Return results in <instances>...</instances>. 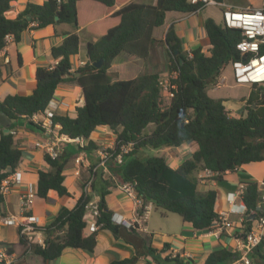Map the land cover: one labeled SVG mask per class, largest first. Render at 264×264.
<instances>
[{"label": "trees", "instance_id": "obj_1", "mask_svg": "<svg viewBox=\"0 0 264 264\" xmlns=\"http://www.w3.org/2000/svg\"><path fill=\"white\" fill-rule=\"evenodd\" d=\"M12 1L0 0V50L7 45L5 36L8 34L19 42L24 30L57 23L69 24L75 30L84 28L96 40L87 41V61L72 70L71 57L79 52V35L75 31L65 32L61 42L50 49L56 63L36 67V84L32 91L7 94L0 99V111L12 120L8 132L0 126V183L14 171L22 155L21 149L14 145L11 132L15 121L22 118L29 128H41L31 120L32 115L44 112L61 83L76 82L81 88L82 102L75 107L74 115L56 113L53 116L52 121L60 126L59 134L86 139V143L77 145L74 151L85 154L99 149L91 138L97 126L106 125L115 134L114 147L104 151V165L97 167L99 159L90 167V190L99 196V227L108 229L115 237L121 236L123 230H136L112 221V211L105 196L116 178L120 183L133 186L142 201L140 212L144 202L150 201L155 209L177 213L194 229H211L219 216L215 210L217 192L212 187L198 190L199 178L195 173L204 170L209 175L202 178L221 181L226 173L242 164L264 160V85L252 87L249 94L240 99L244 105L239 116L230 115L223 98H214L208 93L222 69L241 58L236 49V43L241 39L240 30L206 17L203 26L209 43L207 52L201 46L186 50L173 25L168 27L162 40L154 37L153 30L163 24L168 11L194 12L202 8L189 0H155L154 3L44 0L42 3L27 2L15 17L10 18L6 11L11 8ZM157 42L163 45L169 81L174 86L166 105L162 101L158 72L142 71L132 78L118 80H112L108 73L119 53L146 58ZM259 53L264 54V40ZM99 59L102 64L95 67L94 62ZM185 142H194L196 149L177 167H171L163 155L142 154V148L147 146L177 147ZM129 143L130 148L122 151L121 147ZM74 152L65 146L55 157L46 152L43 154L49 167L38 170L36 196L45 198L51 189L59 196L69 195L63 183V169ZM104 167L110 172L107 178L103 176ZM97 180L103 183L102 188L96 186ZM241 183L246 216L255 214L254 219L264 216V178L262 183L252 179H241ZM91 199L92 195L83 191L73 207L61 206L54 219L41 227L46 237L45 245H35L33 251L44 260L58 257L68 246L92 252L96 231L89 234L84 231V213ZM2 201L0 193V206ZM251 222L245 217L246 231L251 229ZM149 239L141 240L149 243ZM19 240L24 244L28 242L22 233ZM0 245L12 253L13 243L2 242ZM166 246L168 243L164 242L161 249H157L149 243L135 255L112 260L109 264H135L142 254H150L160 263L182 264L183 260L178 256L157 259V254ZM238 257L237 251L221 247L209 252L202 264H226ZM249 258L253 264H264V234Z\"/></svg>", "mask_w": 264, "mask_h": 264}, {"label": "crops", "instance_id": "obj_2", "mask_svg": "<svg viewBox=\"0 0 264 264\" xmlns=\"http://www.w3.org/2000/svg\"><path fill=\"white\" fill-rule=\"evenodd\" d=\"M43 1L44 0H13L11 2V8L6 11V16L10 18L15 17L17 13L24 8L27 2L42 3ZM136 1L155 2V0ZM225 1L228 2V0ZM246 1L245 3L232 5L242 10L264 5V0ZM207 7L208 5H205L194 12H166L163 24L153 30L154 37L158 40H162L168 27L173 25L184 49L190 50L201 46L203 51L206 52V49L209 48V43L203 26V20L206 17H211L219 22L217 14L211 10L205 12ZM83 30L85 29L78 28L75 30L71 25H67L66 23H57L39 29L24 30L21 33L19 42H15L13 37H11L7 45L0 50V99H3L7 94H29L32 91L36 84V67L53 65L56 63L57 60L52 58L50 49L53 45H57L61 42L65 32L75 31L79 35V52L71 57L72 70L84 64L88 59L86 54V43L87 41H95L96 37L90 35L86 30L85 34H87L88 37H81V32H83ZM82 42L85 45L83 54L80 51ZM158 47L160 49H158ZM127 55V57L118 59V54L114 58L108 69V73L112 80L132 78L142 71L158 72L160 77H167L170 75L166 66L164 48L160 42L155 44L146 58ZM111 73H115V76H112ZM227 78L226 75L220 72L217 78V84L208 88L209 95L214 98L228 99L230 97V93L228 92L212 94L211 91L214 88H218L216 87L218 85L225 88L231 86V84L226 83ZM233 84L236 86L238 85L235 83ZM243 84L246 87V92L245 95L240 98L246 97L252 87H258V85H251L248 83H242V85ZM77 89L81 93L82 102L81 88L76 82H64L56 88L52 100L53 103L57 105V113L74 115L75 107L80 105L81 102L77 105H73L72 108L67 106H70V104L76 100L74 94ZM241 102V106H243L244 101ZM241 106L236 109L240 114L242 112ZM232 113L233 112H230V115H233ZM13 131L15 132L14 145L22 151L20 161L15 168V170L21 172V179L18 182H14L10 190L3 195V201L0 207L3 214L19 216L21 211V195L28 192L34 193V197L28 205L27 213L37 217V222L35 223L37 230L34 232L28 231L23 234L28 241L24 244L19 240L21 232H19V227L17 225L0 224V243H13L11 264H109L112 260L135 255L137 251H142L149 243L151 246L161 249L164 242L168 243V246L157 254V259L161 260L164 256L173 257L172 254L176 252L178 257L183 260L182 264H202L206 256L212 250L226 247L234 251L236 245L234 237L235 230L237 228L245 230L244 222H239V215L230 213L229 219L234 223V226L223 230L218 237L211 234L210 230L200 231L192 228L191 225L186 222H184V228L177 235L174 233L168 234L162 232V224L154 223L152 210L155 208L150 201H146L144 204L142 203L143 211L146 209L147 212L143 216L141 229L136 228L135 232L123 230L121 236L115 237L108 229L98 227L95 235L96 245L92 252H88L82 248L68 246L62 250L58 257L44 260L39 254L33 251V246L45 245L43 242H45L46 237L43 231L40 230L41 227L49 224L54 219L61 206L68 208L73 207L78 197L84 191L85 186L89 188L87 192L92 195L91 200L98 201L99 196L95 192H91L90 183L88 182L92 179L90 167L100 159V151L99 149L93 150L90 154H85L83 151L72 153L63 169V174L65 176L63 183L67 187L69 195L59 196L55 190L51 189L47 192L45 198H40L35 194L38 170H47L49 167L43 159L45 148L41 145L52 144L57 153L60 154L64 151L65 146L70 149V146L76 147L78 144L73 140H69V137L65 135H62V137H64L62 138L59 134L47 133L41 128H29L22 118L15 121ZM108 134H113L112 130L106 125H99L92 131L91 138L97 143L99 142V135L108 136ZM36 142L41 143V145H36ZM182 145L177 147H181ZM187 147L190 148L187 156L189 157L191 152L196 149V144L190 142ZM174 155L176 156V154ZM164 157L171 167H177L183 160H178L173 163L168 161L167 155ZM171 157L173 158V156ZM101 166L100 164L97 165L98 168ZM95 168L96 167L93 169ZM109 175L110 172L104 167L103 176L107 178ZM195 175L199 178L197 184L198 190H206L209 187L216 190L215 210L217 213L228 212L231 204L227 201V196L229 194L235 195L239 190L243 189L241 179H252L262 183L264 178V160L242 164L236 170L226 173L224 175V180L221 181L205 180L202 178L203 175L207 176L209 173L204 170H200L198 173H195ZM95 184L98 188H102L103 186V183L99 180H97ZM124 184L125 183H120L118 179L115 178L113 186L109 187L110 192L105 196V201L115 218L133 220L141 215L139 211L141 203H136L135 201L133 186L129 190H125L123 188ZM239 197H236V203L240 201ZM161 215L168 217V215L163 212ZM250 226L251 229L257 227L256 219L252 220ZM261 230L264 234V226ZM84 231L86 234H89L87 230ZM149 236V243H144L141 240ZM135 264L171 263H160L152 255L142 254L138 257ZM226 264L243 263L235 259Z\"/></svg>", "mask_w": 264, "mask_h": 264}, {"label": "built area", "instance_id": "obj_3", "mask_svg": "<svg viewBox=\"0 0 264 264\" xmlns=\"http://www.w3.org/2000/svg\"><path fill=\"white\" fill-rule=\"evenodd\" d=\"M192 4H198L200 7L205 5H218L222 11V22L227 27L237 28L241 32V39L236 43V49L241 55L240 59L233 60L229 63L231 68L232 77L235 83H248L255 85H264V54L259 53L260 45L264 40V5L254 8H247L245 10L237 9L232 4L223 1L216 0H189ZM12 36L6 35L5 39L8 42ZM191 55V54H190ZM256 62V63H255ZM170 76V75H169ZM169 76L160 77L159 84L161 86V95L169 102L173 93L171 88L174 87L170 81ZM217 84V83H215ZM57 105L53 103L51 99L43 113H35L32 115L31 120L37 123L43 131L47 133L59 134V124L52 121L53 116L56 112ZM13 134L15 132L11 131ZM62 137V134H59ZM64 138V137H62ZM69 140L75 141L78 145L82 146L86 143V139L83 137L68 138ZM36 145L40 146L41 143L36 142ZM45 148V152L51 157H55L58 153L52 146V144L41 145ZM131 146L129 143L127 146H122V151H127ZM120 160V156L117 158ZM105 157H100V165H104ZM21 179V172L14 169L10 174L1 180L0 183V193L2 195L6 194L14 182H18ZM90 183V182H88ZM125 190L132 188L130 184L125 183L123 185ZM89 190L85 186L84 191ZM242 190H239L235 195L229 194L227 196V201L231 204L228 212L219 213L218 220L214 226L209 229L210 233L216 237L220 236L223 230L231 228L234 223L229 219L230 213H235L239 215V222H244L246 216V206L241 199ZM240 196V197H239ZM34 197V193L28 192L20 197V215H6L0 211V224L3 225H17L19 227V232L24 234L25 232H34L37 230L35 223L37 222V217L27 213L28 205L31 199ZM236 197H239L240 201L235 202ZM136 203H141V199L135 194ZM146 209L138 218L133 220H127L122 218H115L112 214V221L116 224L123 225L127 228L135 227L141 229L143 216L146 214ZM99 215L97 200H90L86 206L84 213L85 230L89 233L96 231L99 227L97 223V216ZM256 228L246 231L244 229L237 228L234 233L236 240V245L234 251L239 253L237 258L243 264H253L249 258V254L252 252L253 248L259 243L263 233L262 227L264 226V216H260L256 219ZM41 230V229H40ZM42 231V230H41ZM45 244V242H43ZM172 256H178L176 252ZM0 264H11V254H9L4 245H0Z\"/></svg>", "mask_w": 264, "mask_h": 264}, {"label": "rangeland", "instance_id": "obj_4", "mask_svg": "<svg viewBox=\"0 0 264 264\" xmlns=\"http://www.w3.org/2000/svg\"><path fill=\"white\" fill-rule=\"evenodd\" d=\"M228 2L230 4H240V3H245L247 1L246 0H228ZM209 10H211L212 12L217 14V19H219V22L222 21V13H221L222 9L218 5L209 4L207 9H205V12L206 11L208 12ZM81 37H88V35L85 34V30H83V32H81ZM84 47H85V45L82 42L81 43V50H80L82 54L84 52ZM158 49H160V48L158 47ZM206 52H207V49H206ZM127 56H128L127 53L121 52V53H119L118 59L122 58V57H127ZM78 58H79V56H78ZM221 72H222V74L226 75V77H228L226 83L231 84V86L225 88V87H220V85H218V86H216L218 88H214L211 90L212 94H218V93H224V92L230 93V95H229L230 97L228 99H224L223 104L225 105L226 108H228L230 110V112H233L232 113L233 116H239L237 114H240V113L238 111H236V109L241 106L242 102L240 100L241 99L240 97L245 95L246 87L244 84L242 85V83L238 84V83H235L233 81V77L231 75V69H230L229 65H226L222 69ZM111 75L115 76V73H111ZM233 83L238 84V85L236 86ZM74 97L76 98V100L74 102H72L70 104V106H67V107L72 108L73 105H77L81 102V93L79 92L78 89L76 90ZM162 101L164 102L163 105L167 104L166 103L167 99L164 97V95H163ZM150 128H151V126H149V129ZM98 141L99 142H97V143L99 146L100 157H101V156H103L104 151H106L107 149H112L114 147L115 134L114 133L108 134V136L99 135ZM189 143L190 142H185L181 147L169 146V147H161V148H151V147L147 146V147L142 148V154L143 155H147V154H149V155H163V156L167 155L168 161L174 163V162H176L178 160L180 161V160H182L188 156L190 148L187 146ZM70 150L74 152L75 147L70 146ZM174 154H176L177 157ZM171 156H173V158ZM203 177H204V175H203ZM152 212L154 215V220H153L154 223L162 224V227H161L162 232H166L168 234L174 233L177 235L184 228V221L182 220V218L177 213L163 211L160 209L159 210L153 209ZM162 212L165 213L166 215H168V217L162 216L161 215Z\"/></svg>", "mask_w": 264, "mask_h": 264}, {"label": "water", "instance_id": "obj_5", "mask_svg": "<svg viewBox=\"0 0 264 264\" xmlns=\"http://www.w3.org/2000/svg\"><path fill=\"white\" fill-rule=\"evenodd\" d=\"M101 64H102V59H99L98 61L94 62L95 67H100ZM76 75H78V72H76ZM11 123H12V120L7 116V114L3 111H0V126L2 127L4 132H8L11 126ZM254 217H255V214H249L246 218L253 220Z\"/></svg>", "mask_w": 264, "mask_h": 264}, {"label": "bare ground", "instance_id": "obj_6", "mask_svg": "<svg viewBox=\"0 0 264 264\" xmlns=\"http://www.w3.org/2000/svg\"><path fill=\"white\" fill-rule=\"evenodd\" d=\"M256 63V62H255Z\"/></svg>", "mask_w": 264, "mask_h": 264}]
</instances>
